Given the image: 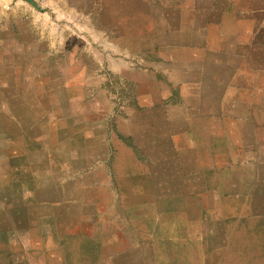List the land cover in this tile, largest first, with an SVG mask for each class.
Instances as JSON below:
<instances>
[{"label":"crops","instance_id":"0c3cea01","mask_svg":"<svg viewBox=\"0 0 264 264\" xmlns=\"http://www.w3.org/2000/svg\"><path fill=\"white\" fill-rule=\"evenodd\" d=\"M15 6L8 13L26 18L22 5ZM3 17L0 8V22ZM18 29L0 25V264H175L181 248L189 257L203 255L204 264L214 256L219 264H264V153L246 151L254 145L247 140L234 151L222 128L225 61L209 59L210 66L220 63V72L201 71L199 81L207 84L197 82L187 95L195 111L163 104L165 96L176 98L175 89L162 95L148 88L141 98L150 106L126 109L122 119L81 73L65 74L63 85L53 86L55 67L45 54L37 58L35 41H5ZM37 60L43 72L37 73ZM93 94L103 100L92 101ZM142 176L149 185H126ZM195 176L210 178V185L215 180L227 216L205 204L204 218H195ZM207 188L200 192L211 195ZM166 192L172 194L163 205ZM131 193H149V205L161 214L143 216L149 232H140L141 219L126 217L124 195ZM164 224L166 234L159 232ZM163 247L172 251L164 260Z\"/></svg>","mask_w":264,"mask_h":264},{"label":"rangeland","instance_id":"374dc122","mask_svg":"<svg viewBox=\"0 0 264 264\" xmlns=\"http://www.w3.org/2000/svg\"><path fill=\"white\" fill-rule=\"evenodd\" d=\"M3 1L0 8L5 17L0 25L21 29L5 35V41H35L37 58L45 54L46 62L55 67L57 77L53 86L63 85L61 77L65 74L81 73L91 90L108 97L107 101L116 108L118 118L126 116V109L150 106L141 98L148 88L157 89L162 95H168L171 89H175L176 98L167 100L165 96L160 99L163 104L195 111L198 105L194 97L187 95H191V91L192 95L195 94L198 83L200 87L207 84L199 81L201 71L217 68L220 72V63L225 61L228 70L226 65L222 67V81L226 80V85L222 83V92L226 91L228 110L222 128L233 141L234 151L241 152L243 141L247 140L254 145H247L246 151L252 152L256 148L257 154L264 153V0ZM16 4L22 5L20 8L25 10L22 13L26 18L17 19L8 13ZM43 41L49 43V48L44 50ZM209 59L220 63L210 66ZM37 61V73L43 72L46 66ZM75 61L81 65H75ZM86 75L92 77L86 78ZM218 76L216 83L212 84L214 88L218 85ZM207 79L210 84L212 78L208 75ZM195 80L197 84L193 83ZM40 99L44 101V98ZM102 100L93 94L92 101ZM200 148L197 145V151ZM135 149L138 151L137 147ZM144 165L143 161V170ZM199 165H203V161ZM136 171L138 175L139 170ZM195 177L196 183L191 187L199 203V208L194 210L195 218H204L205 204L216 208L212 212L227 216L223 205L220 208V202H227L226 196L214 192L215 180L210 185V178ZM149 181L148 176H142L127 180L126 185L139 188L149 185ZM207 183V189L213 190L211 195L200 192ZM171 194L166 192L162 195L163 205H167ZM124 197L126 217L141 219L140 232H149L143 226V216L152 217L154 212L159 213L149 205L151 195L131 193ZM171 212L161 210L160 213L164 218H171ZM183 212L186 217L188 210ZM230 212L234 214L235 210L232 208ZM168 227L164 224L163 231L159 232L168 233L164 231ZM182 251L181 248L180 256L174 259L175 264L205 263L203 255L196 253L189 257ZM171 253L169 248L163 247L161 259H166ZM219 263L218 257L208 259V264ZM244 264H247L246 259Z\"/></svg>","mask_w":264,"mask_h":264},{"label":"water","instance_id":"95a60500","mask_svg":"<svg viewBox=\"0 0 264 264\" xmlns=\"http://www.w3.org/2000/svg\"><path fill=\"white\" fill-rule=\"evenodd\" d=\"M24 1H26V2H29V3H32V1H31V0H24Z\"/></svg>","mask_w":264,"mask_h":264}]
</instances>
